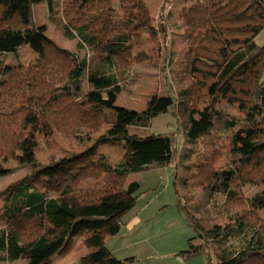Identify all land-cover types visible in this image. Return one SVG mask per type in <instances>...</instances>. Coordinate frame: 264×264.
Wrapping results in <instances>:
<instances>
[{
  "label": "trees",
  "instance_id": "1",
  "mask_svg": "<svg viewBox=\"0 0 264 264\" xmlns=\"http://www.w3.org/2000/svg\"><path fill=\"white\" fill-rule=\"evenodd\" d=\"M36 1L0 0V53L29 45L39 54L28 68L8 66L0 60V161L17 157L34 165L40 147L35 138L38 134L43 143L54 146L57 133L81 140L103 124L129 123L124 110L115 104L122 90L117 76L120 62L152 59L145 52L133 55V48L142 41V33L154 37L158 30L165 31L164 21L158 29L152 24L143 0H44L51 21L67 38H78L77 48L88 49L89 54L78 59L33 24L32 5ZM169 2L165 1L162 18ZM182 15L186 26L183 69L194 85L193 91L180 92L188 96L187 103H182L183 139H200L214 157L229 154L228 167L214 168L213 164L204 184L231 199L236 196L235 186L264 183V125L237 128L239 120L227 108L240 105L248 116L264 119V44L256 42L264 31V0H194ZM84 75L87 90L83 87ZM199 100L203 107L198 106ZM99 140H124V158L112 163L106 154H95L93 145L89 151L94 158L70 173V190L51 195L45 189L44 175H51L68 160L62 159L0 193L5 202L0 212L1 261L28 259L31 264H49L78 229L85 227L86 242L96 246L88 256L90 264H126L105 245L106 235L121 228V212L134 203L122 194L134 195V199L140 194V183H127L126 178L152 164L173 165L179 141L175 134L137 136L126 132L104 135ZM80 156L76 154L70 160ZM212 162L215 158L200 168ZM6 172L0 165V174ZM90 178L97 180L96 185L83 190L82 182ZM71 199L77 200L81 212H76ZM122 199L124 206L119 207ZM250 204L264 209V190ZM180 206L188 224L205 241L180 251L181 255H203L207 264H264V247L260 246L223 249L217 255L218 263H214L210 242L214 236H227L228 231L218 230L211 237L212 230H208L209 235H203L197 227L201 224L182 200ZM18 216L24 217L21 232L11 227ZM260 223L264 230V221ZM245 224L240 222L239 226Z\"/></svg>",
  "mask_w": 264,
  "mask_h": 264
},
{
  "label": "rangeland",
  "instance_id": "2",
  "mask_svg": "<svg viewBox=\"0 0 264 264\" xmlns=\"http://www.w3.org/2000/svg\"><path fill=\"white\" fill-rule=\"evenodd\" d=\"M143 1L150 11L152 24L158 29L164 21L165 31L158 30L157 36L154 37L146 32L142 33V41L133 48V55L145 52L152 59L120 62L117 76L122 90L117 95L115 104L124 110L123 113L130 119L129 123L125 126L103 124L98 131L87 133V136L81 140H74L57 133L53 139L54 146H47L40 135H36L40 147L35 155V165L25 164L17 157L0 161V165L7 169L6 174H0V193H4L10 184L32 175L39 168L53 165L62 159L68 160L59 164V168L51 175H44L45 189L51 195H57L63 189L70 190L71 188L67 186L70 184V173L94 158L89 151L91 146H95V154H106L112 163L124 158L127 152L125 141L99 140L104 135L124 132L137 136L175 134L179 141V154L173 165L152 164L127 176V183L132 181L140 183V194L136 199L134 195H128L126 192L122 194L124 198L130 197L134 202L128 210L120 214V218L129 226L121 227L113 235H106L108 248H117L114 252L117 255L121 254L120 256H123L121 258L129 256L133 259L132 256H135L129 264H177L176 252L187 250L191 245L205 244L203 236L188 224L180 200L185 203L194 219L201 224L197 227L203 235L208 234V230H212L211 237L218 230L228 231L227 236L224 237V234L214 236V241L210 242L209 249L214 263H218L217 255L223 249L238 251L252 246L264 247V230L261 229L260 223L264 221V209L253 208L250 204V200L264 190V183L235 186L236 196L231 199L223 193L213 191L209 184H204V180L208 179L213 164L214 168L228 167L229 154L218 153L214 157L211 148H205L200 139L197 142L183 139L180 123L185 116L182 103H187L188 96H182L180 92L193 91L194 85L185 77L186 72L183 69L186 26L182 10L193 5L194 0H170L164 18L162 11L163 7L167 6L166 0ZM32 13L33 24L37 28H42L43 33L57 45L73 51L78 59L89 54L87 48H77L78 38H67L60 27L51 21L44 0L33 3ZM256 42L260 45L264 44V31L257 36ZM38 58L39 54L29 45L14 52L0 53V60L8 66L23 65L28 68ZM83 79V87L87 90L86 75ZM197 104L200 107L204 106L200 100ZM227 108L239 120L237 128L255 124L264 125L262 117L248 116L240 105ZM146 117L147 120H144ZM223 140L228 138L224 137ZM21 153L18 152V155ZM80 153L82 156L70 160ZM214 158V163H208L210 166L200 168L201 164L210 162V159ZM96 182L94 178L87 179L82 182L81 188L88 190L95 186ZM70 202L76 212L82 211L77 200L71 199ZM123 202V199L119 200L118 206H124ZM4 203L0 197V212ZM240 222L247 224L241 227ZM11 227L18 232L23 231L24 217H16ZM104 229L106 232L108 227ZM84 230L85 227H80L49 264H90L88 256L96 246L86 242ZM14 264L31 263L28 259H21Z\"/></svg>",
  "mask_w": 264,
  "mask_h": 264
},
{
  "label": "crops",
  "instance_id": "3",
  "mask_svg": "<svg viewBox=\"0 0 264 264\" xmlns=\"http://www.w3.org/2000/svg\"><path fill=\"white\" fill-rule=\"evenodd\" d=\"M120 222H121V227L126 226V228H127L129 226V224L127 226L126 223H125V221L122 220L121 218H120ZM110 238H111V236L109 237V239ZM105 245H106V247H107V249L109 250L110 253H112L113 255H115L116 257H118L119 259L124 260L126 264H129V261H132V260L135 259V256H132L133 259L129 258V256H128V258L127 257L126 258H121V257H123V256H120L121 254L120 255H117L114 252V251L117 250V248H114L115 249L114 250L113 248L112 249L108 248V244L107 243H105ZM118 250H121V248H118ZM171 254H173V253H171ZM175 258H176L175 260H176L177 264H204V262H206L204 256L203 255H200V254H195V255L186 257L184 255H181L180 252H176L175 253ZM19 260H21V259H19ZM17 261L18 260H14V261H7V260L6 261H1L0 260V264H14Z\"/></svg>",
  "mask_w": 264,
  "mask_h": 264
}]
</instances>
